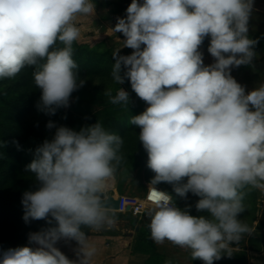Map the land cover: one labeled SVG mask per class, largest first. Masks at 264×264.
Instances as JSON below:
<instances>
[{"label": "clouds", "instance_id": "clouds-1", "mask_svg": "<svg viewBox=\"0 0 264 264\" xmlns=\"http://www.w3.org/2000/svg\"><path fill=\"white\" fill-rule=\"evenodd\" d=\"M255 0H131L113 28L124 37L130 55L113 52L111 76L149 106L132 116L155 174L148 186L150 236L190 252L192 260L214 264L232 256L252 229L240 217L246 189L264 190V83L246 91L231 75L250 66L258 38L249 36ZM95 10L92 0H0V79L34 69L41 95L36 107L47 115L70 106L73 92L85 84L73 59L80 37L78 16ZM214 62L205 65L200 51ZM63 47H57V44ZM123 71V74H121ZM112 104H129L120 88ZM66 118V117H65ZM51 140L35 149L26 166L37 182L22 196L23 220L48 225L28 234L29 244L0 254V264H89L96 252L83 228L99 230L115 223L102 193L114 179L123 139L99 122L75 131L49 121ZM172 185L175 194L198 197L181 209L173 196L158 190ZM113 212L112 215L109 213ZM75 240L77 259L56 244ZM165 264H173L171 260Z\"/></svg>", "mask_w": 264, "mask_h": 264}, {"label": "rangeland", "instance_id": "rangeland-1", "mask_svg": "<svg viewBox=\"0 0 264 264\" xmlns=\"http://www.w3.org/2000/svg\"><path fill=\"white\" fill-rule=\"evenodd\" d=\"M92 2L95 4L94 12L78 16L76 20L80 29V37L73 44V59L78 65L80 78L85 80V84L72 93L69 107L57 109L54 115L38 111L36 105L41 93L34 84V69L31 67H25L14 78L0 79V136L6 138L9 149V152L6 153V157L9 158L6 160L7 162L5 163L2 159L5 168H0V184H4L3 189H0V227H2L0 231L2 230L3 234H6L12 248L35 247L36 245L29 244L28 234L50 226L45 220L30 219L27 223L24 221V226L22 225L20 230L11 227L12 225L17 226L16 221L24 215L21 203L23 193L34 191L38 186L34 175L26 171V166L33 160L35 149L44 140L53 138L55 128L51 130L46 128L49 121L54 122L57 126H67L75 131L99 122L106 130L121 136L123 142L131 141L133 148L136 147L138 151L139 159L145 157L143 154L145 149L138 136L140 129L132 125L130 120L132 116L145 111L149 105L131 89L130 81L125 79V82L119 85L111 76L112 66L115 62L112 57L113 52L120 49V55H130L133 51L123 47V35L115 33L112 28L117 22V17L126 16V9L131 0H92ZM249 29V36L258 38L257 46L264 48V0H255ZM208 44L209 39L206 38L200 48L205 65L214 62L213 57L207 52ZM57 47H63V45L58 43ZM256 53L252 65H244L231 70V75L238 83L245 86L246 91L264 83V52L256 50ZM26 78H29L33 83V89H26L24 86L23 82ZM120 88L129 93L128 106L122 103L112 104L110 98L104 95L106 90H110L112 96H115ZM8 108H12V114L6 113ZM162 185L165 183L162 182ZM189 195L188 200L184 203L176 198L179 205L177 207L182 209L180 202L184 208L186 205H192L191 215H204L205 213L196 211L192 201L194 195L191 193ZM263 201L264 190L246 189L243 201L245 211L240 219L252 229V232L245 234L238 244H233L237 245L240 250L232 249L231 257L224 256L214 264H245L244 250L252 248V246L259 251H264V241L261 240L264 238V228L261 227L264 225V209L261 207L262 204L264 207ZM2 212H4V216H2ZM38 221L39 225L43 224V227L31 225ZM64 240L58 241L56 247L68 258L77 257V245H69L64 243ZM254 240H260V242L254 243ZM162 246L159 245V247ZM159 252L161 257L153 258L149 262L150 264H165L167 261L165 256L170 257L168 260H171L173 264H182L181 262L187 254V250L175 245L171 252L162 254L160 249ZM263 258H257L253 263L264 264Z\"/></svg>", "mask_w": 264, "mask_h": 264}, {"label": "crops", "instance_id": "crops-1", "mask_svg": "<svg viewBox=\"0 0 264 264\" xmlns=\"http://www.w3.org/2000/svg\"><path fill=\"white\" fill-rule=\"evenodd\" d=\"M120 154L123 156V160L117 166L115 177L109 182L110 186L102 195L105 199L114 198L116 200L118 196L125 195L143 200L149 183L155 175L147 167V152H143L145 157L139 159L136 147L133 148L131 141H124ZM156 187L171 194L176 206H179L176 198H179L184 203V201L188 200V196H190V193L187 195V199L177 196L173 191L172 185L168 183H165V185L160 183ZM192 198H194L192 201L195 206L199 198L196 196ZM181 202L180 204L183 209L184 206ZM261 207L264 209L263 204ZM150 209L144 210L143 214L138 217H133L130 214L121 215L113 210L115 223L112 226L105 225L99 230L85 228L83 231L87 234L88 243L96 249L89 264H150L149 262L153 258L158 259L161 257L159 255V249L162 254L171 252L173 250L172 243L165 241L161 244L163 246L159 247L151 239L149 229ZM113 212L109 214L112 215ZM261 227L264 228V225H261ZM262 240L264 241V238ZM64 241V243L69 245H77L76 250H78L79 245L75 240ZM231 247L236 251L240 250L237 245H231ZM244 251L245 254H243V257L246 258L245 264H254L255 259L264 257V251L254 250L252 248H247ZM166 257V260L170 258ZM69 259L75 260L77 257H71ZM181 263L195 264L188 250L186 257Z\"/></svg>", "mask_w": 264, "mask_h": 264}, {"label": "trees", "instance_id": "trees-1", "mask_svg": "<svg viewBox=\"0 0 264 264\" xmlns=\"http://www.w3.org/2000/svg\"><path fill=\"white\" fill-rule=\"evenodd\" d=\"M255 50H258V51H263L264 52V48H262L261 46H257L256 47V49ZM24 83V86L26 87V89H33L34 88V85H33V83H31L30 82V80H29V78H26V80H25V82H23ZM6 113L7 114H12V108L10 109V108H8V109H6ZM36 142H38L37 140H36ZM9 149H8V145H7V143H6V138L3 136V137H1L0 136V168H2V167H4L5 165H3L2 164V159L4 160V162L6 163L7 161L6 160H8L9 158L8 157H6V153H8L9 151H8ZM18 154H19V152H18ZM13 159H15V157H13ZM3 162V163H4ZM8 164V163H7ZM7 166V165H6ZM5 168V167H4ZM0 185H2V186H0V189H3V183H1ZM252 194V193H251ZM5 211V210H4ZM5 214H4V212H2V216H4ZM24 220H23V216H21L17 221H16V224H17V226H15V225H12L11 227L13 228V227H16V229H18V230H20V229H22V225L24 226ZM45 224V223H44ZM31 225H35V227H43V224H41V225H39V221L38 222H34V223H31ZM49 227V226H48ZM0 229H2V227H0ZM4 232L1 230L0 231V252H3L4 250H7V249H9V248H12L11 247V242L9 241V239L5 236L6 234H3ZM262 240V239H261ZM263 241V240H262ZM254 243H257V242H260V240L259 241H253ZM14 248V247H13ZM252 249H254V250H258L257 248H255V247H253L252 246ZM192 259V258H191ZM193 261V263H195V264H203V262L202 261H200V260H192Z\"/></svg>", "mask_w": 264, "mask_h": 264}, {"label": "built area", "instance_id": "built-area-1", "mask_svg": "<svg viewBox=\"0 0 264 264\" xmlns=\"http://www.w3.org/2000/svg\"><path fill=\"white\" fill-rule=\"evenodd\" d=\"M158 190H161L157 188ZM162 191V190H161ZM148 190L143 200H138L135 197L121 195L116 198V212L125 215L130 214L133 217H138L143 214L144 210L152 208V204L148 201Z\"/></svg>", "mask_w": 264, "mask_h": 264}, {"label": "water", "instance_id": "water-1", "mask_svg": "<svg viewBox=\"0 0 264 264\" xmlns=\"http://www.w3.org/2000/svg\"><path fill=\"white\" fill-rule=\"evenodd\" d=\"M102 198L107 202L108 206H109L112 210H116V208H117V202H116V200H114V198H108V199H105L103 195H102ZM128 217H129V216H128Z\"/></svg>", "mask_w": 264, "mask_h": 264}]
</instances>
